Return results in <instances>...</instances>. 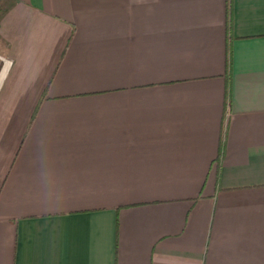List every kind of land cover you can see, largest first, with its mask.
I'll return each mask as SVG.
<instances>
[{
  "label": "crops",
  "instance_id": "1",
  "mask_svg": "<svg viewBox=\"0 0 264 264\" xmlns=\"http://www.w3.org/2000/svg\"><path fill=\"white\" fill-rule=\"evenodd\" d=\"M0 104V264H264V0H0Z\"/></svg>",
  "mask_w": 264,
  "mask_h": 264
},
{
  "label": "rangeland",
  "instance_id": "2",
  "mask_svg": "<svg viewBox=\"0 0 264 264\" xmlns=\"http://www.w3.org/2000/svg\"><path fill=\"white\" fill-rule=\"evenodd\" d=\"M2 105L0 104V107H1ZM31 106H33L32 104H25V105H11V108H14V107H16V111L17 112H22V113H25V112H28V111H30L31 109ZM13 111H15V110H13Z\"/></svg>",
  "mask_w": 264,
  "mask_h": 264
},
{
  "label": "trees",
  "instance_id": "3",
  "mask_svg": "<svg viewBox=\"0 0 264 264\" xmlns=\"http://www.w3.org/2000/svg\"><path fill=\"white\" fill-rule=\"evenodd\" d=\"M229 74V73H228Z\"/></svg>",
  "mask_w": 264,
  "mask_h": 264
}]
</instances>
